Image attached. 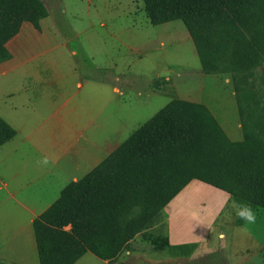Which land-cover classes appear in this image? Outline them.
<instances>
[{
    "label": "trees",
    "instance_id": "1",
    "mask_svg": "<svg viewBox=\"0 0 264 264\" xmlns=\"http://www.w3.org/2000/svg\"><path fill=\"white\" fill-rule=\"evenodd\" d=\"M143 1L153 26L183 22L204 71L228 63L242 72L262 56L264 0ZM237 104L243 132L239 142L229 138L207 106L171 101L35 219L40 264H77L88 252L117 262L195 180L264 211V135L259 133H264V121L244 119L238 99ZM15 134L0 118V144ZM168 243L153 241L157 250Z\"/></svg>",
    "mask_w": 264,
    "mask_h": 264
},
{
    "label": "crops",
    "instance_id": "2",
    "mask_svg": "<svg viewBox=\"0 0 264 264\" xmlns=\"http://www.w3.org/2000/svg\"><path fill=\"white\" fill-rule=\"evenodd\" d=\"M32 2L10 0L0 5V118L16 132L14 138L0 144V233L4 235L0 239L1 264H40L33 229L35 219L58 201L67 186L92 172L144 125L125 141L119 140L121 132L114 134L111 130L106 115V99L100 91V85L105 82L84 79L81 74L83 68L88 69V52L83 53L80 47L70 48L72 38L63 37L52 27L55 20L45 12L44 6H36ZM101 25L106 26L104 21ZM82 36L77 31L74 37L82 39ZM187 36L190 37L189 33ZM87 40L86 36L83 37V41L87 43ZM63 48L69 57L81 56L83 65L78 67L65 63L64 55L48 56ZM88 49L92 50V47ZM116 81L120 82V79ZM174 90V86L163 83L158 92L174 95ZM113 91L119 96L124 94L117 86H113ZM178 95L177 99L207 106L218 121H227L228 126L220 124L232 141L243 140V137L233 140L239 134L236 122H230L225 113L223 97L218 101L220 110H216L201 97H190L193 100H189L190 95ZM234 101L238 111L235 97ZM104 104L105 108L102 107ZM117 124L119 129L118 121ZM229 127L234 133H230ZM207 186L197 180L191 182L163 209L160 219L147 236L138 235L131 241L117 264L130 258L139 259L137 264L173 263L175 256L168 249L187 246L190 241L186 232L191 226L197 228V221L193 225L185 223L190 213L187 208L192 207L190 201L196 198L192 190ZM213 189L225 194L228 202L233 200L226 192ZM220 207L215 214L208 213L207 220L211 226L203 231L197 242L203 243L211 235V228L215 232L217 247L221 232L226 238L223 228L216 227L225 211V207ZM200 230L198 232H202ZM252 238L259 242L253 234ZM161 239H168V246L155 250L153 241ZM137 246H149L154 251L145 255V252L136 251ZM182 253H179L180 258H184ZM88 254L92 253H86L77 264H88L82 263ZM99 260V264H111Z\"/></svg>",
    "mask_w": 264,
    "mask_h": 264
},
{
    "label": "rangeland",
    "instance_id": "3",
    "mask_svg": "<svg viewBox=\"0 0 264 264\" xmlns=\"http://www.w3.org/2000/svg\"><path fill=\"white\" fill-rule=\"evenodd\" d=\"M30 1L36 6L43 5L45 12L55 20L52 27L60 31L63 37L72 38L70 48L80 47L83 53L88 52V69L83 68L81 74L84 79L105 82L100 85V91L106 99V115L114 134L121 132L120 141H125L170 101L177 99L178 93L190 95L189 98L201 97L216 110H220L218 101L223 97L225 113L230 122H236L235 128L239 134L233 140L243 137L234 97L244 107V119L254 116L255 122L264 121V50L260 59L248 70L238 72L228 63H221L214 70L204 71L183 23L174 21L153 26L143 0ZM103 21L104 27L101 25ZM75 29L83 34L82 39L74 37L77 33ZM85 36L87 43L83 41ZM88 47H92V50ZM55 54L64 55L65 63L78 67L83 65L81 56L69 57L64 48L48 56ZM117 78L120 82L116 81ZM163 83L175 87L174 95L159 94ZM113 86L119 87L124 94L119 96L113 91ZM191 98L189 100H193ZM117 121L120 123L119 129ZM219 122L228 126L225 119ZM230 133H234L232 127ZM259 133L264 135L261 131ZM192 192L196 193V198L190 201L192 207L187 208L190 213L187 210L189 220L187 217L185 223L193 225L197 221V228L191 226L186 232L190 241L187 246L168 249L175 256L171 264H264V211L254 210L255 223L239 226L240 218L232 207L233 200L228 202L225 194L210 186L204 189L198 187ZM220 206L225 207V211L216 227L223 228L226 238L221 232L217 247L215 232L211 228V235L203 243L197 242L203 231L211 226L207 220L208 213L215 214L217 209L222 208ZM12 222L17 225L14 219ZM200 228L202 232H198ZM251 233L259 242L253 240ZM3 236L0 233V239ZM136 249L145 252V255L154 251L149 246H137ZM180 252H183L184 258L179 257ZM84 259L82 263H100L93 254H88ZM138 261L130 258L122 264H137Z\"/></svg>",
    "mask_w": 264,
    "mask_h": 264
},
{
    "label": "clouds",
    "instance_id": "4",
    "mask_svg": "<svg viewBox=\"0 0 264 264\" xmlns=\"http://www.w3.org/2000/svg\"><path fill=\"white\" fill-rule=\"evenodd\" d=\"M45 163H47V161H45ZM232 207L237 210V216L241 220L245 221L246 224L255 223L256 215L250 205H247L246 203L233 202Z\"/></svg>",
    "mask_w": 264,
    "mask_h": 264
},
{
    "label": "water",
    "instance_id": "5",
    "mask_svg": "<svg viewBox=\"0 0 264 264\" xmlns=\"http://www.w3.org/2000/svg\"><path fill=\"white\" fill-rule=\"evenodd\" d=\"M111 264H117V262H115V263H111Z\"/></svg>",
    "mask_w": 264,
    "mask_h": 264
}]
</instances>
